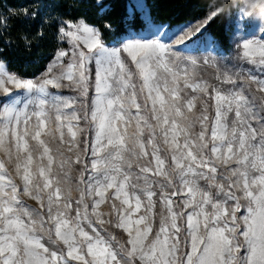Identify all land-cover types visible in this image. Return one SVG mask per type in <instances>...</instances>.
<instances>
[{
	"label": "snow or ice",
	"instance_id": "snow-or-ice-1",
	"mask_svg": "<svg viewBox=\"0 0 264 264\" xmlns=\"http://www.w3.org/2000/svg\"><path fill=\"white\" fill-rule=\"evenodd\" d=\"M95 4L101 16L111 8ZM218 14L177 25L169 40L184 44ZM146 15L159 35L164 26ZM128 18L131 25L134 12ZM7 19L0 16V30ZM52 24L73 45L67 63L61 50L34 81L9 74L0 60V150L15 156L22 182L0 161V264H264V79L249 74L244 87L225 74L222 83L234 87L222 90L182 66L162 39L106 43L84 18ZM238 46L241 59L264 69V37ZM49 86L72 88L79 98L51 94ZM16 89L37 95L19 108ZM82 120L94 130L91 142L78 139ZM45 134L57 140L55 150ZM75 165L82 166L78 198L66 170ZM24 195L38 208L26 206ZM105 202L123 243L101 234L112 223L98 211Z\"/></svg>",
	"mask_w": 264,
	"mask_h": 264
},
{
	"label": "trees",
	"instance_id": "trees-1",
	"mask_svg": "<svg viewBox=\"0 0 264 264\" xmlns=\"http://www.w3.org/2000/svg\"><path fill=\"white\" fill-rule=\"evenodd\" d=\"M155 23L177 26L205 18L210 12L219 14L206 26V33L229 51L234 30L233 19L240 0H144ZM111 5L103 16L98 14L95 0H0V16H7V28L0 30V60L8 69L24 78L42 74L67 43L57 35L53 20L86 19L101 30L106 42L114 41L129 31L143 30L146 21L132 0H105ZM133 7H129V5ZM38 11L36 20L23 16V11ZM134 12L130 25L128 13ZM12 13H16L13 15ZM44 21L43 23L41 21ZM111 26L110 30L104 25ZM42 31L43 38L37 33ZM25 37L27 40H25Z\"/></svg>",
	"mask_w": 264,
	"mask_h": 264
},
{
	"label": "rangeland",
	"instance_id": "rangeland-1",
	"mask_svg": "<svg viewBox=\"0 0 264 264\" xmlns=\"http://www.w3.org/2000/svg\"><path fill=\"white\" fill-rule=\"evenodd\" d=\"M253 2L254 0H240V5L233 19L234 30L231 36L232 48L229 51H226L215 38H213L210 34L206 33L205 30L207 25L202 29L201 33L191 36L190 39H186L184 44H176L174 41L169 40V37L171 36L172 31L175 30L176 26H171V30H169L168 24L155 23L153 20L152 21L156 25L164 26L160 34L157 36H153V30H150L151 26L146 23V26L143 30H139V31L131 30L126 35L114 41L106 42L103 38L102 39L106 43L118 42L130 38L162 39L165 42H169L172 45L173 51L176 52L179 57H181L182 66H187L190 72H194L197 78L207 82V84L211 86L219 87L222 90L233 88L234 87L233 85L222 83L225 74H227L231 76L234 80H236L237 86L247 87L246 77L249 74L257 76L258 79H264V69H260L257 66L250 65L245 60L241 59L240 54L242 52V48L238 46L243 43V40L245 38L259 39L264 37V6H261L262 3H264V0H255L256 6L250 7V4H252ZM132 3L135 5V7L138 8V10L141 11L142 16L146 21L147 20L146 14L148 13L147 6H136V0H132ZM142 3L145 4V1L142 0ZM206 17L185 24L195 25L197 22H201L204 19H206ZM165 33L167 34L165 35ZM62 39L67 43V47L61 49L69 53V56L64 57V62L67 63L71 55L73 45L69 43L70 38L63 37ZM55 58L53 59V61L55 60ZM188 58L195 59L197 61V64L192 65ZM205 60L208 61L207 64L204 63ZM52 62L49 64V66L52 64ZM5 66H6L5 70L9 74H15L8 69L6 63ZM46 70L35 78H24L17 74L15 75H17L19 78L22 79H32L34 81H37L43 77V74L46 72ZM54 71H58V69ZM64 83H67V81H64ZM8 86L13 87L12 85H8ZM48 90L51 94L54 95H61L68 98H79L78 92L73 90L72 88L62 87L56 89L49 86ZM14 91L18 94L16 96V100L18 101L16 106L19 108H22L29 99H33L37 95L36 93H28L22 89H16ZM94 96H95L94 89L91 88L90 85L89 103L94 98ZM0 99H3V97L0 96ZM80 127L84 128L85 131L79 134L78 139L82 141L85 137H87V139L91 142L94 139L93 128L90 127L83 120L80 122ZM45 132H47V129L45 130ZM56 136L58 137V133L56 134ZM42 139H44L45 142L48 143L53 150H55L58 147L57 140L52 138L51 136L45 134L42 135ZM30 143L33 148L37 147L36 142H30ZM61 150L64 151V149ZM39 151L42 152V148L39 149ZM65 155H69V154L65 151ZM81 159H84V157L82 156ZM57 160H59L58 156H57ZM0 161H3L5 163L9 174L13 177L15 182H17L18 184L22 183L20 177L17 176L15 171V163H16L15 156L13 155L10 161L7 157V154L4 151L0 150ZM69 167H70L69 185L73 188L74 198H78V192L76 191V184L78 182L82 166L80 165L66 166V170H68ZM84 175L85 178H87L90 175V172H85ZM21 199L26 206L30 208H38L37 202L30 199L28 196L26 195L21 196ZM174 199L178 200L179 198H174ZM117 203L119 202L117 201ZM159 210H160V205L159 202H157L156 211L159 212ZM98 211H101L106 214L104 216L105 220L111 219L112 221V223L105 224L103 228H100L101 234L104 235L106 238H108L109 234H111L112 236L116 237L117 241L123 243L126 240V234L123 232V230L115 227V224L117 222L115 214H113L111 217L107 215V213L110 212V204L108 202L101 204ZM157 222H158V217H157Z\"/></svg>",
	"mask_w": 264,
	"mask_h": 264
}]
</instances>
